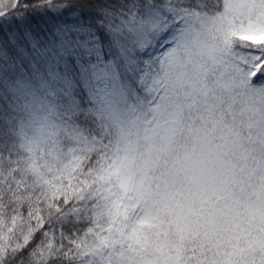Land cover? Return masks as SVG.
Returning <instances> with one entry per match:
<instances>
[{"label": "snow or ice", "instance_id": "1", "mask_svg": "<svg viewBox=\"0 0 264 264\" xmlns=\"http://www.w3.org/2000/svg\"><path fill=\"white\" fill-rule=\"evenodd\" d=\"M0 264H264V0H0Z\"/></svg>", "mask_w": 264, "mask_h": 264}]
</instances>
